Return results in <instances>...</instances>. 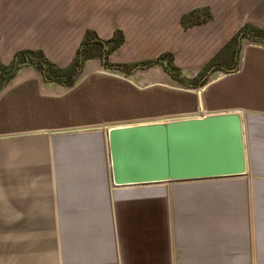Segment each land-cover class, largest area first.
<instances>
[{
	"label": "crops",
	"instance_id": "1",
	"mask_svg": "<svg viewBox=\"0 0 264 264\" xmlns=\"http://www.w3.org/2000/svg\"><path fill=\"white\" fill-rule=\"evenodd\" d=\"M235 8L229 0H0V64L31 54L5 75L11 83L0 95V264H264V11L250 22ZM197 9L213 19L185 30L182 17ZM88 31L103 56L86 60L67 88L49 65L68 70ZM118 32L124 42L107 61L135 66L136 81L105 72L106 42ZM163 54L188 80L210 65L209 74L225 73L213 75L202 107L240 110L245 175L112 182L111 126L194 109V98L177 94L187 90L163 83L176 74L161 64L137 69Z\"/></svg>",
	"mask_w": 264,
	"mask_h": 264
},
{
	"label": "water",
	"instance_id": "2",
	"mask_svg": "<svg viewBox=\"0 0 264 264\" xmlns=\"http://www.w3.org/2000/svg\"><path fill=\"white\" fill-rule=\"evenodd\" d=\"M104 63L112 75L133 80L126 70L107 64V59ZM142 68L149 67L137 66ZM217 79L214 76L197 90L201 110L203 93ZM101 128L107 131L108 126ZM108 142L112 182L117 186L238 177L249 166L239 111L111 126Z\"/></svg>",
	"mask_w": 264,
	"mask_h": 264
},
{
	"label": "rangeland",
	"instance_id": "3",
	"mask_svg": "<svg viewBox=\"0 0 264 264\" xmlns=\"http://www.w3.org/2000/svg\"><path fill=\"white\" fill-rule=\"evenodd\" d=\"M226 1V0H224ZM218 5H219V10L218 12L221 13L223 12L224 10L222 9V1H217ZM229 3L230 5H235V10H237L240 15L244 16V19L246 21H253V16L254 15H257L258 13L264 11V0H229ZM206 15L203 17L205 18ZM222 16H219L218 19H221ZM252 28V27H251ZM243 31V30H242ZM246 33H251L252 31L251 30H244ZM244 37V36H243ZM239 38V37H237ZM94 54H96V56H100L103 54L99 53L98 51H94ZM101 56V57H102ZM107 64H109V62H107ZM110 65V64H109ZM112 66V65H111ZM163 67H165L163 64H161V68L164 69ZM211 65L204 68L202 70L201 73L197 74L196 77H190L189 80L186 79L185 75H183L182 73H176V77L179 78V79H173L172 77H169V74L168 72L166 73V77H165V80H164V84L165 85H168V86H173V87H178V88H182V90H187L186 92L183 91V92H180L178 91L177 94L181 95V98L184 100V99H191L194 98L195 101H192L190 102L192 104V108H194L193 110H188V111H183V112H177V113H172V114H167L166 116H157V117H147V118H140V119H134V120H127V121H124V122H121V123H126V124H133V123H140V122H150V121H157V119H171V117H192V116H197L199 115L200 113L202 114H205V115H209V114H215V113H227V112H232V111H240V110H237L236 108L235 109H225V110H219L218 112L217 111H214V110H208V108H206V106L204 105V108L203 110H201V107L199 105V101H198V98H197V95L196 94H191V93H194L195 91H197L199 88H202L204 87L205 85H207V83L209 81H212V78L214 77L213 75L217 74V75H225V73H222V72H217L216 71H212L210 74H209V71L211 70ZM105 68V67H104ZM135 66H130L129 69H127L126 72H128L127 74L129 76H132L133 80H137V74L135 73H131L133 70H134ZM166 68V67H165ZM9 71L8 72H13L15 71L14 70V67H10L8 68ZM44 69V68H43ZM167 69V68H166ZM100 71H102V67L99 69ZM52 73H57L58 71L57 70H52ZM165 71V70H164ZM167 71V70H166ZM106 73L108 74H111L113 73V71H110L109 69H106L105 71ZM111 72V73H110ZM76 75V74H75ZM72 74L68 75L65 79V82H66V87L67 88H71L73 87L78 81L77 79L79 78V72L76 76H74ZM55 77V76H54ZM207 78V79H205ZM180 79H186L185 80V83L182 82ZM150 81H152L151 79H149ZM10 80L5 76V75H1L0 74V95L5 91V89L10 85ZM189 85H192L193 88H190ZM192 91V92H190ZM177 92V91H176ZM167 93H174V91L172 90H167ZM205 93V92H204ZM204 93H203V102H204ZM206 94V93H205ZM184 104V102H183ZM171 115V116H169Z\"/></svg>",
	"mask_w": 264,
	"mask_h": 264
},
{
	"label": "trees",
	"instance_id": "4",
	"mask_svg": "<svg viewBox=\"0 0 264 264\" xmlns=\"http://www.w3.org/2000/svg\"><path fill=\"white\" fill-rule=\"evenodd\" d=\"M205 15H206V17L203 18ZM212 19H213V17H212V15L208 9H197V10H194L193 12L183 16L181 23H182L183 28L185 30H188V29L193 28L195 26L207 23V22L211 21ZM248 29L251 30L250 27H245L243 29V31L248 30ZM95 37H96V34L94 32L88 31L86 36H85L84 41L82 42L80 48L78 49L77 56L75 58L74 63L72 64V66L66 71L58 70L57 73H52V71L50 70L51 66L49 65V70H48L49 76L50 75H53L55 77H58L57 75H60L59 77L68 76L70 74L77 72L86 60L91 59L93 57H97L98 55L96 56V54H94V51H98L99 53H101L103 46L99 42H94V43L92 42V40ZM237 37H235L232 40V43L236 42ZM123 42H124V37L120 32L116 33V35L113 39L106 42V46L108 48L107 53H106V59L107 60H108V56H109L110 52L113 51L114 49H116L117 47H120ZM27 55L30 56L31 54H29L28 52L20 53L17 57V60H16L17 64H13L9 67H4L0 64V74L1 75L11 74L12 72H8L9 71L8 68H10V67L11 68L14 67V70L16 71L21 64H24V58ZM172 61H173V58L170 54H163L157 60L143 62L140 65L152 67L154 65L167 63L166 68L169 72H171L173 74L181 73L177 68H175L173 66ZM214 63H215V61H213V64ZM123 69L126 70V68H123ZM180 80L185 83L186 79H183V80L180 79Z\"/></svg>",
	"mask_w": 264,
	"mask_h": 264
},
{
	"label": "built area",
	"instance_id": "5",
	"mask_svg": "<svg viewBox=\"0 0 264 264\" xmlns=\"http://www.w3.org/2000/svg\"><path fill=\"white\" fill-rule=\"evenodd\" d=\"M204 116H207V115H205V114H203V113H202V114L200 113V114L197 115L196 117H204Z\"/></svg>",
	"mask_w": 264,
	"mask_h": 264
},
{
	"label": "flooded vegetation",
	"instance_id": "6",
	"mask_svg": "<svg viewBox=\"0 0 264 264\" xmlns=\"http://www.w3.org/2000/svg\"><path fill=\"white\" fill-rule=\"evenodd\" d=\"M13 73V72H12ZM48 76H49V74H48Z\"/></svg>",
	"mask_w": 264,
	"mask_h": 264
}]
</instances>
